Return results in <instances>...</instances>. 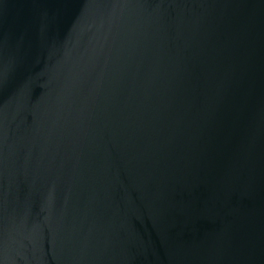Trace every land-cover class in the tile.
<instances>
[{
  "label": "water",
  "instance_id": "1",
  "mask_svg": "<svg viewBox=\"0 0 264 264\" xmlns=\"http://www.w3.org/2000/svg\"><path fill=\"white\" fill-rule=\"evenodd\" d=\"M0 264H264V0H0Z\"/></svg>",
  "mask_w": 264,
  "mask_h": 264
}]
</instances>
